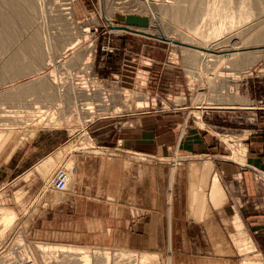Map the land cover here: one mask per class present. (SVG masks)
<instances>
[{
	"label": "rangeland",
	"instance_id": "1",
	"mask_svg": "<svg viewBox=\"0 0 264 264\" xmlns=\"http://www.w3.org/2000/svg\"><path fill=\"white\" fill-rule=\"evenodd\" d=\"M31 1L33 8L25 9L30 24L26 28L14 25V34L5 41L6 48L0 53V69L15 60L25 69L21 76L11 80L5 77L7 81L0 82V217L12 215L8 216L11 219L8 229H2L0 223V264H9L14 257L34 260L37 264H78L83 255L75 257L39 250L38 245L82 250L89 257L87 263L83 260L85 264H140L139 256L147 259L145 264H264V258L255 252L237 208L229 218L233 212L230 208L219 214L213 211L210 222L220 232L210 229L207 232L203 222L177 224L176 237L168 233L166 243L171 244L174 239L176 245L152 250L154 253L83 243L46 244L47 241L29 236L28 221L38 214V200L33 198L35 195H24L25 190H37L42 184L12 181L17 172L13 170V163L23 158L25 145L40 134L56 133L62 144L45 168L38 169L46 183L55 161L74 153H105L113 149L112 153L126 155L121 132L140 127L144 121L158 126L159 130L155 128L164 140L175 135L177 138L182 133L183 137L187 133L192 136L196 131L200 136L212 137L217 147L222 145L226 149L225 156L215 159L245 167L247 147L243 141L249 130L257 131L264 124V43L229 47L223 44V39L224 42L229 37L233 39L262 20L264 0L247 1L246 6L250 7L243 9L250 10L248 13L244 9L250 16L244 18L245 24L223 33L204 47L201 44L205 49L198 48L199 42L189 37L199 39L197 34L210 31L211 23L204 18L207 0L182 2L187 11L193 10L196 14L187 22L171 16L176 0ZM239 1L224 0L222 4L226 2L224 7L234 17L241 5ZM145 2L154 5L153 17ZM229 9H232L230 13ZM116 13L148 16L150 26L148 29L123 26L114 18ZM34 39L40 50L31 54L26 44ZM174 42L191 44L188 46L193 48L174 45ZM217 44L221 45L219 49ZM14 53H18L15 59ZM170 144L157 158H137L175 163ZM105 145L111 148H99ZM177 159L187 160V157ZM213 163L209 157L199 167L200 171L192 169L196 183L206 180L207 188L202 195H206L210 180L217 175ZM71 165L69 162L62 167L68 170L69 179ZM180 167L182 170L184 164ZM200 174L204 177L198 181ZM195 192L201 194L197 189L191 194ZM168 193L172 194L171 187ZM178 193H184L183 182ZM179 201L183 209L185 200ZM203 215L196 219H203ZM180 218L186 219L184 213ZM239 242L248 244L254 252L249 254L247 247L240 252L236 248ZM120 253L126 259H119ZM129 253L131 257H127Z\"/></svg>",
	"mask_w": 264,
	"mask_h": 264
},
{
	"label": "crops",
	"instance_id": "2",
	"mask_svg": "<svg viewBox=\"0 0 264 264\" xmlns=\"http://www.w3.org/2000/svg\"><path fill=\"white\" fill-rule=\"evenodd\" d=\"M155 127L159 130L158 126L144 121L140 127L121 132L127 156L112 153L114 150L109 149L111 146L105 145L99 148L109 149L105 152L107 154L87 151L57 159L49 169L46 183L43 177L40 178L38 169L53 159L62 147L58 135L40 134L25 145L23 158L12 165L14 172L17 170L12 181H22L26 185L42 184L37 190L24 192V195H35L33 198L38 200V214L28 221L30 238L53 245L83 243L154 253L152 250L176 245L174 239H171V244L166 243L168 233H174L176 237L177 224L183 226L185 223L203 222L207 232L209 229L220 232L210 222L213 211L219 214L223 209L230 208L233 212L229 218L237 208L252 238L255 252L264 258V178L260 176H264V124L257 131L249 130L243 141L247 147L245 167L215 159L225 156L226 149L222 145L217 147L212 137L200 136L196 131L192 136L187 133L183 137L182 133L177 138H174L175 135L164 140ZM169 144L175 153V163L137 158H157L163 155V150ZM180 156L210 157L221 178L225 198L217 209L207 203L203 219L195 218L196 195H192L190 189L193 180L191 160H178ZM69 162H72L71 179L67 189L58 194L49 191L48 183L53 173ZM181 182L184 183L183 195L178 193ZM170 187L172 194L168 193ZM168 195L171 197L167 199ZM181 198L185 200L183 212L179 201ZM168 205L171 210H168ZM24 210L25 213L26 208ZM181 212L186 219L180 218Z\"/></svg>",
	"mask_w": 264,
	"mask_h": 264
},
{
	"label": "bare ground",
	"instance_id": "3",
	"mask_svg": "<svg viewBox=\"0 0 264 264\" xmlns=\"http://www.w3.org/2000/svg\"><path fill=\"white\" fill-rule=\"evenodd\" d=\"M184 1H190L191 2L193 0H176L175 5L171 9V16L173 18L177 19L180 22L190 21L193 18H195V16H196V14H195V12L193 10L187 11L185 9L186 6L182 5V2H184ZM208 1L209 0H207V2H206L207 5H205V9H204V14H205L204 18H206V20H207V22H209V24L211 23V25L208 28V30H210V31H208V32L205 31V33L201 32L200 34H197V37L199 39H196V38L194 39V38H190L189 37V40H192V41L196 40L197 42H199V43H197L198 44L197 46L200 49H205L203 47H204V45L207 44V42H209L211 40H216V39L222 37L221 35H223V33L227 32V31L230 33L229 30H232L233 28L235 29L237 26L240 27V25H242L243 23L245 24L244 18L246 19L247 17L250 16V15H247L248 13H250V10L248 9L249 11H247L246 8H244L248 12V13H246L245 10L243 9V7H245L247 5V1H249V0H240L239 1V5L240 4L241 5L238 7L239 9L237 8L238 12L235 11V16L234 17H236V15H237L236 13H238V16L236 17L237 19L235 18V20H234L233 16L228 14V9H226L224 7L226 2H227V0L224 3V5L222 4L224 2V0L221 1V2H219L220 0H210L209 4H208ZM228 1H230V0H228ZM221 5H223L224 8L220 7ZM237 5H238V3H236V6ZM248 5H250V3ZM153 7H154V5L152 3H149V2L146 3V8L148 9V11L151 14L153 13L152 17L154 16ZM249 7L250 6H248L247 8H249ZM27 8L28 9H32L33 8V3H32L31 0H0V53L6 48V42L5 41L8 40V39H11L10 37H12V35L14 34L13 33L14 25H19L20 28H26L30 24L29 16L25 12V9H27ZM191 8H192V6H191ZM195 8H196V6H195ZM231 10L232 9H229V13H230ZM231 14H232V12H231ZM121 15H126V14H121ZM232 15H234V13ZM252 17L253 16H251L250 18L252 19ZM202 24H203V22H202ZM149 26H150V20H149ZM116 28L121 29L120 27H116ZM194 32H196V31H194ZM236 32L238 33L237 30H236ZM3 36L5 37V40H4ZM227 38L228 37H226L225 39H227ZM185 39H187V38H185ZM228 39L225 42H224V39H223V44H225L227 46L229 45V47H231V46H239L240 47V45L244 46V44H246L248 42L250 43L249 45H251V43H264V18L262 20L256 22L255 24L251 25L250 27L246 28L244 31L239 32L237 34V36L234 37L233 39H230V37ZM36 41L37 40L34 39L32 41H29L26 44V46H27L26 48L31 50V51H29L31 54H36L40 50L38 48L39 45L36 43ZM170 41H173V40H170ZM221 41H222V39H221ZM173 44L181 46V47L193 48V47L188 46V45H191V44L184 45L183 43H179V42H174ZM185 44H187V43H185ZM201 44L203 45V47H200ZM217 47L219 49V47H221V45L218 46V44H217ZM198 52H201V51H198ZM17 56H18V53H14L13 54V59H15ZM233 58H235V57H233ZM24 71H25V69L22 66L21 62H19V61L15 60L14 63L3 64V66L0 69V82L4 83L5 81H7L6 79H4L5 77H8V80H11V79H14L16 77H19V76H21L24 73ZM40 86L41 85H37V87H40ZM20 95H22V94H20ZM15 98H16V96H15ZM187 160L188 161L191 160L190 161L191 162V166L190 167H192L193 170H197V168L199 170V167L202 165V163L206 162L207 160H209V157L208 156H198V157H192V158H188L187 157ZM45 164L46 163H44V164H42L40 166V168H39L40 171L43 168H45ZM204 166H207V165L204 164ZM61 172L64 174L65 188H64V190L59 191V190L55 189L54 181L58 177V174L61 173ZM193 173H194V171H193ZM206 173L207 172H205L204 174H206ZM204 174H202L203 177H204ZM195 177H196V175H195ZM195 177H193V178L195 179ZM210 177H212V175ZM70 179H71V176H70ZM70 179H69L68 170L61 167V168L57 169L53 173V175L50 178V181L48 183V188H50L51 190H53V191H55L57 193L64 192L67 189V186L69 184ZM194 179L193 180L191 179L192 182H190L191 183L190 189H191V191L192 190L195 191L197 189L201 193V194L197 195L196 192H195V195H196L195 197L196 198H195V202L193 201L195 203V218H198V217H202V215L205 213L206 208H207V203H208V205L210 204L212 207L217 209V207H219L221 202L224 200L225 193H224V189H223V187H222V185L220 183V180H219L218 176L215 174V175H213V177L210 180V183L208 185V189H207V192H206V195H207L206 199L207 200L205 201V195H202V193L205 191V188H207L206 180L203 179L202 182L196 183L194 181ZM198 181H201V179H199ZM190 195L191 194H189V196ZM192 199H193V197H192ZM191 203H192V201L190 202V204ZM8 216H9L8 214H7V216H6V214H4L2 217H0L1 218L0 223L3 226L2 229H5V228L8 229V227L10 226L11 219ZM238 244L239 245L236 248H238V250L240 252L241 251H245L246 250L245 247H247V250H249V254H250V252H254L251 246L248 247V244H247V246H246V243H244V244L241 243L240 244V242H239ZM241 245H243V246H241ZM38 246L40 247L39 250H41V248H42V250H48V251L51 250L53 252L54 251L55 252L58 251V252H61L63 254H66V253L68 254L69 253L70 256H75V257L76 256H80L81 254H83L81 256L82 258L79 260L78 264H85V263L88 262V258L89 257H88L87 254H84V252L82 250H77L75 248L74 249L73 248H71V249L70 248H62V247L61 248H55V247H48V246H45V245L44 246L38 245ZM245 254H246V252H245ZM126 255H127V257H131L130 253L126 254ZM117 257L119 259H126V257L124 255L122 256V253L118 254ZM243 257H245V256H243ZM245 258L247 260V257H245ZM28 260L30 262H32V264H37L34 260H30V259H28ZM83 260H86V262L83 263ZM138 260H139L140 264L147 263V259L145 257H143V256H139ZM23 261L24 260H22V258L14 257V259L12 261H10V263L23 262ZM242 263H244V262H242ZM107 264H109V263H107Z\"/></svg>",
	"mask_w": 264,
	"mask_h": 264
},
{
	"label": "water",
	"instance_id": "4",
	"mask_svg": "<svg viewBox=\"0 0 264 264\" xmlns=\"http://www.w3.org/2000/svg\"><path fill=\"white\" fill-rule=\"evenodd\" d=\"M114 18L123 26L127 27H137L142 29H147L149 27V17L140 16L134 14L121 15L116 13Z\"/></svg>",
	"mask_w": 264,
	"mask_h": 264
},
{
	"label": "built area",
	"instance_id": "5",
	"mask_svg": "<svg viewBox=\"0 0 264 264\" xmlns=\"http://www.w3.org/2000/svg\"><path fill=\"white\" fill-rule=\"evenodd\" d=\"M55 189L62 191L65 188L64 174L61 172L58 174V177L54 181ZM10 264H32L29 260L23 262H13Z\"/></svg>",
	"mask_w": 264,
	"mask_h": 264
}]
</instances>
